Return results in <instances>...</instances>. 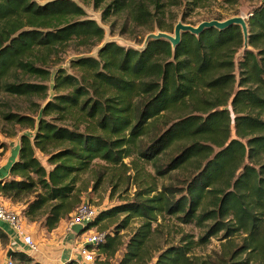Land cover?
<instances>
[{"label": "trees", "instance_id": "1", "mask_svg": "<svg viewBox=\"0 0 264 264\" xmlns=\"http://www.w3.org/2000/svg\"><path fill=\"white\" fill-rule=\"evenodd\" d=\"M154 2V12L128 0H113L107 11L128 9L137 22L169 31L160 16L165 6L195 10L208 0ZM249 13L247 48L241 26L232 25L198 36L185 32L176 48L163 38L141 49L107 41L96 56L73 57L78 73L64 67L53 73V97L38 116L3 112L6 122L33 133L20 135L18 158L0 178V195L17 202L41 190L23 212L34 221L47 209L44 226L53 229L75 211L76 183L96 159L118 165L137 153L158 175L189 173L180 186L160 190L143 178L134 198L97 213L87 227L125 214L95 247L97 263L110 264L100 256L112 257L125 245L118 264H147L153 258L148 247L153 222L166 213L206 226L200 243L219 232L228 239L242 236L216 264H264V3ZM85 16L76 0H0V103L9 95H46L45 82L26 77L48 79L51 72L44 66L67 43L92 46L102 40L104 28ZM134 217L143 223L124 244L120 232ZM0 238L9 240L1 227ZM194 244L186 238L167 247L155 264H208L190 255ZM9 258L43 264L22 250Z\"/></svg>", "mask_w": 264, "mask_h": 264}, {"label": "rangeland", "instance_id": "2", "mask_svg": "<svg viewBox=\"0 0 264 264\" xmlns=\"http://www.w3.org/2000/svg\"><path fill=\"white\" fill-rule=\"evenodd\" d=\"M76 1L84 7L86 11L85 18L95 19L104 28L105 34L102 40H98L96 45L82 46L78 42H70L63 49L59 50L58 53H54L48 59L47 65L44 66L51 72L48 79L41 78L40 76L26 77L28 80L45 82L49 86L46 95L5 96L4 102L0 103L1 178L9 174L10 165L15 158H18V148L21 143L20 135L22 133H33V130L30 128L6 122L2 116L3 112L13 111L38 116L39 109L53 97V73L60 67L66 68L70 73H78L76 69L71 67L73 57L82 55L96 56L98 48L107 41H115L126 47L141 49L144 47L149 33L165 31L160 29L156 23L147 21L142 24L137 22L133 18L132 13L134 12L128 9L122 12H112V9L107 11L108 5L113 0H105L100 4H97L94 0ZM128 1H131L133 4L143 2L149 11H155L154 0ZM263 3L264 0H238L237 4L231 5L225 0H208L202 7L195 10H190L183 5H168L165 6L164 12H160V16L163 17V23L167 25V28L171 29L165 32L174 33L175 25L180 20L188 24L197 25L204 20L215 19L218 16L224 17L223 20L235 15H243L248 18V13L263 5ZM144 139L146 140L147 137H144ZM38 155L43 164L50 168L47 157L41 153ZM139 166L142 169H139ZM188 173L189 170L177 169L164 176L158 175L152 163H145L137 153L129 158H125L123 163L118 165H112L103 160L96 159L88 171L80 174L76 183L75 190L78 193L76 199L78 200L75 204V211L65 216L53 229H48L44 226V214L47 209L44 208L34 221L29 220L23 212L28 202L33 200L38 191L41 190L26 194L17 202L1 195L0 200L22 213L25 231L33 237L39 247V251L31 252V256L43 264H64L67 260L77 257L83 235L94 231L111 233L115 229V224L122 221L125 217V214H121L117 217L106 218L100 224L83 228L77 236L72 227V220L74 216L78 215L76 212L81 203H90L96 208L97 213H99L123 202L125 199L134 198L141 189L142 182L145 179H147L145 180L146 182L153 183L160 190L163 185L180 186ZM143 178L144 180H142ZM142 223V218H132L128 227L120 232L121 241L126 244ZM153 229V236L148 244L150 256H153V258L147 264H155L158 255L163 250L171 245L184 244L186 238L193 239L195 242L190 255L197 263L206 261L208 264H216L218 260L220 261L222 255L227 254L228 257L232 250H235L236 245L240 244L242 238L241 235H235L230 239L223 238V233L219 232L217 235L211 236L207 242L200 243L199 239L205 234L206 226H199L195 223H183L178 219L177 215L166 213L160 215L157 222H153ZM17 241L18 239L14 237L12 245L17 243ZM0 242L3 249H5L11 244V237L7 243L2 242L1 238ZM94 253L95 257H97L96 252ZM124 253L125 245L114 256L107 257L102 254L100 259L106 263L118 264ZM13 261L17 264L15 259Z\"/></svg>", "mask_w": 264, "mask_h": 264}, {"label": "built area", "instance_id": "3", "mask_svg": "<svg viewBox=\"0 0 264 264\" xmlns=\"http://www.w3.org/2000/svg\"><path fill=\"white\" fill-rule=\"evenodd\" d=\"M78 215L73 217L72 227L75 224L81 225L82 229L95 218L97 210L88 202H83L79 205L76 212ZM0 221L8 224L12 237L20 240L26 249L30 252L39 251L37 243L33 237L25 231L23 224L22 213L14 208L9 207L6 203L0 200ZM107 232L94 231L92 233L83 235L79 247V253L75 259V264H99L96 262L95 247L104 243L107 240ZM77 236L79 233L76 234ZM69 260L66 263L68 264ZM6 264H14L13 260L9 258Z\"/></svg>", "mask_w": 264, "mask_h": 264}, {"label": "water", "instance_id": "4", "mask_svg": "<svg viewBox=\"0 0 264 264\" xmlns=\"http://www.w3.org/2000/svg\"><path fill=\"white\" fill-rule=\"evenodd\" d=\"M249 15L250 13H248V17ZM247 19L248 18L243 15H235V16L226 18L224 20H218V19L204 20L197 25L188 24L180 20L175 25L174 33H169L165 31L149 33L147 35L144 47L152 39H162L163 38V39H167L168 41H170L173 48H176L181 42L182 34L185 32H190L198 36L201 33H203L206 29L217 28L219 30H224L232 25H239L241 26L242 32L244 35V48H247L249 45V42H248L249 26H248ZM73 229L76 233H79L82 230V227L79 224H75L73 226ZM13 251L14 249L10 248L7 253V256H11ZM71 261L72 260H69V262Z\"/></svg>", "mask_w": 264, "mask_h": 264}, {"label": "crops", "instance_id": "5", "mask_svg": "<svg viewBox=\"0 0 264 264\" xmlns=\"http://www.w3.org/2000/svg\"><path fill=\"white\" fill-rule=\"evenodd\" d=\"M1 177H2V175L0 173V178ZM0 227L8 233L9 238L11 237V244H9L5 249H3L2 243L0 242V264H6L7 261L9 260L10 256H7V253H8L10 248H12L14 250L16 249V250L26 251L29 255H32L31 252L26 249V246H24V244L20 240H18L17 243L12 245V241H13L14 237H12L10 228H9L7 223L0 221Z\"/></svg>", "mask_w": 264, "mask_h": 264}]
</instances>
